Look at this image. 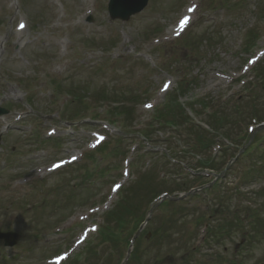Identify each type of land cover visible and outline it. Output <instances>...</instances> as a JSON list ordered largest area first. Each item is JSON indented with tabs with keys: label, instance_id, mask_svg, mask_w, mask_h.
Listing matches in <instances>:
<instances>
[{
	"label": "rangeland",
	"instance_id": "374dc122",
	"mask_svg": "<svg viewBox=\"0 0 264 264\" xmlns=\"http://www.w3.org/2000/svg\"><path fill=\"white\" fill-rule=\"evenodd\" d=\"M108 4L0 0V108L8 113L0 117V233L19 235L9 248L0 240V264H122L141 213L170 189L161 175L192 183L199 170L190 167L210 159L207 151L190 153L186 133L154 121L180 88L183 116L216 137L217 150H225L219 160L247 143L254 115L264 117V0H149L128 22L112 20ZM211 97L231 106L220 110L230 121L218 135L210 109L198 102ZM111 99L133 106L108 125L103 105ZM93 108L102 118L92 120ZM259 132L214 189L183 206L164 200L127 264H264ZM94 133L107 135L104 151L93 149L100 146ZM184 153L190 163L177 160ZM55 162L65 165L51 171ZM108 212L116 254L107 246L97 254L96 232Z\"/></svg>",
	"mask_w": 264,
	"mask_h": 264
},
{
	"label": "trees",
	"instance_id": "16d2710c",
	"mask_svg": "<svg viewBox=\"0 0 264 264\" xmlns=\"http://www.w3.org/2000/svg\"><path fill=\"white\" fill-rule=\"evenodd\" d=\"M251 35H252V37H251ZM254 35H256L255 32L254 33L253 32L250 33L248 35L249 39L253 38ZM179 90L180 91L178 92V96L173 95V97L170 98V101L175 102L176 105L173 103L174 105L167 106L168 102H166L162 108H163V110L167 109V111L165 112L162 109L158 108V110L155 111L154 119L159 124L163 123V126H169L170 125V126L176 127L177 129H181V130L184 129V131L187 134V137L185 139H183V143H185L187 147L192 149L190 153H195V151H196V153L206 152L215 144L214 143V139L216 137L211 135V134H207V132L205 130H203L201 127L195 125L194 123H191V120H190L189 117H187L185 115L183 116L184 112L180 109L181 106H178L177 102H178L179 96L184 94L186 91L181 89V88ZM131 99H132L133 103L137 102V100H136L137 98L133 97ZM111 100L112 101H105L108 104L107 105H103V107H106V110H107V112H106L107 116H105L104 118L107 121H109L110 123H117V122H119L118 119L120 117L130 114V109H131L130 106H133V104H132V102L130 100H126L127 102H119V100H114V99H111ZM121 100H123V99H121ZM81 102H83V99L81 100ZM203 104H205V103H203ZM86 106H89L88 103L86 104ZM204 107H207V105H205ZM85 109L87 111L90 110V108H88V107H85ZM94 109L95 108H93L92 111L96 112V110H94ZM220 110L221 109H217V110L214 111L213 114L207 116L208 119H209L208 123L210 125H212V126H216L215 133H216L217 130L220 131V130L224 129L225 126L228 125L226 123L228 121H230V120H228L229 119L228 116L224 117V115H223L224 112L220 111ZM198 115H200V113H198ZM242 115H243L242 112H240L239 116L242 117ZM253 117L254 118L255 117L258 118V123H263L264 122V117L262 118L261 116H259V114H257V116L254 115ZM94 118H102V116H101V114L97 113L94 116ZM239 122L242 123L243 121L240 120ZM185 126L187 127L186 129L184 128ZM159 129H161V126H160ZM261 134H264V133L261 132ZM225 135H227V134H223V136H225ZM225 137L228 138V136H225ZM248 138H249V136H248ZM191 139H192V141L194 139L195 143H192ZM188 153H184L183 155H181L182 157H180L178 159H181L182 161L183 160L184 161L189 160L190 158L188 156H190V155ZM205 164L206 163H203L202 165H205ZM172 185H173V187L175 186L174 191H176V190H182V191L185 190L186 191L187 188L190 185V182L185 181L182 184H177V183L174 182ZM155 196L157 197L158 195H155ZM113 214L114 213H112L111 216ZM108 223L109 222H107V226H105L103 228L102 233H100L101 234V238H100L101 239V243H100V246H98V247H103L104 248L105 246H108L113 251H115V248L117 247L116 244H118L119 239L117 238L116 235L113 234V232H111V229H110V226H109ZM119 223H120V221H117L116 224L119 225ZM140 223H139V226H140ZM135 231L134 232H130V237H132V235L135 233ZM130 239L131 238H129L127 240V246L129 245L128 243H129ZM89 252H90V249H88L86 251V253H89Z\"/></svg>",
	"mask_w": 264,
	"mask_h": 264
},
{
	"label": "water",
	"instance_id": "95a60500",
	"mask_svg": "<svg viewBox=\"0 0 264 264\" xmlns=\"http://www.w3.org/2000/svg\"><path fill=\"white\" fill-rule=\"evenodd\" d=\"M149 0H111L109 12L112 20H122L123 22L141 13L148 5ZM7 114L6 111L0 110V115ZM16 234H1L0 239H4L7 246H14L17 242Z\"/></svg>",
	"mask_w": 264,
	"mask_h": 264
},
{
	"label": "snow or ice",
	"instance_id": "6c2138e0",
	"mask_svg": "<svg viewBox=\"0 0 264 264\" xmlns=\"http://www.w3.org/2000/svg\"><path fill=\"white\" fill-rule=\"evenodd\" d=\"M149 107H150V105H149Z\"/></svg>",
	"mask_w": 264,
	"mask_h": 264
},
{
	"label": "bare ground",
	"instance_id": "6f19581e",
	"mask_svg": "<svg viewBox=\"0 0 264 264\" xmlns=\"http://www.w3.org/2000/svg\"><path fill=\"white\" fill-rule=\"evenodd\" d=\"M187 34V33H186Z\"/></svg>",
	"mask_w": 264,
	"mask_h": 264
}]
</instances>
